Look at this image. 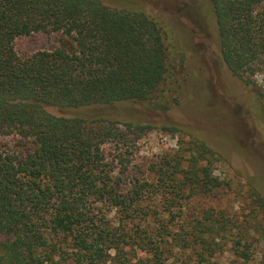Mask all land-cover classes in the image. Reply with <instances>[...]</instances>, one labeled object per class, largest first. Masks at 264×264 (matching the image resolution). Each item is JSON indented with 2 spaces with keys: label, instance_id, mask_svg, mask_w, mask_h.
<instances>
[{
  "label": "trees",
  "instance_id": "1",
  "mask_svg": "<svg viewBox=\"0 0 264 264\" xmlns=\"http://www.w3.org/2000/svg\"><path fill=\"white\" fill-rule=\"evenodd\" d=\"M210 1L223 61L253 84L249 75L264 71V0ZM36 34L50 40L46 47L17 50V39ZM175 56L162 24L142 10L103 0H0V264L53 263L65 252L72 264H132L127 244L144 253L139 264H168L174 249L218 264L225 223L212 212L190 219L188 234L175 230L188 201L221 185L212 173L217 153L195 140L189 157L162 155L151 180L123 192L114 163L129 159L109 157L107 146L117 150L148 126L66 112L155 100L172 83ZM253 197L251 229L264 246V197L256 189ZM103 208L119 216L109 220ZM245 229L229 252L247 261Z\"/></svg>",
  "mask_w": 264,
  "mask_h": 264
},
{
  "label": "rangeland",
  "instance_id": "2",
  "mask_svg": "<svg viewBox=\"0 0 264 264\" xmlns=\"http://www.w3.org/2000/svg\"><path fill=\"white\" fill-rule=\"evenodd\" d=\"M103 1L115 7L142 10L162 24L165 42L176 55L173 80L171 83L168 78L160 87L159 97L152 101H121L66 112L113 116L148 126L140 133L126 136L123 147L117 150L113 144L108 152L107 146L109 157L122 152L129 159L125 167L118 163V157L114 163L123 192L131 190L136 181L151 180V166L162 155L180 153L187 158L193 141L204 142L217 153L212 173L221 180V185L209 196L188 201L182 223L179 221L175 230L180 231L181 225L188 234L186 224L190 219L200 218L209 210L216 224L225 223L224 238L220 241L223 249L213 258L218 264H264L263 241L251 229L253 190L264 197V71L249 75L253 84L231 73L221 56L210 0ZM49 42L36 34L17 39L15 47L26 54L46 47ZM167 127H174L175 131L165 130ZM102 210L109 220L119 216L115 208ZM240 227H247L246 248L251 254L247 261L229 252ZM123 248L128 262L139 264L144 253L136 252L128 244ZM114 254L111 251V256ZM171 254L168 264H197L193 251L174 249ZM46 264H72V260L65 252ZM107 264H116V260L109 258Z\"/></svg>",
  "mask_w": 264,
  "mask_h": 264
}]
</instances>
